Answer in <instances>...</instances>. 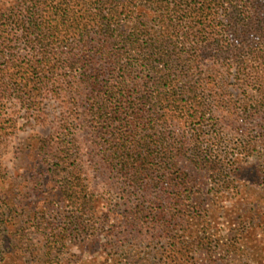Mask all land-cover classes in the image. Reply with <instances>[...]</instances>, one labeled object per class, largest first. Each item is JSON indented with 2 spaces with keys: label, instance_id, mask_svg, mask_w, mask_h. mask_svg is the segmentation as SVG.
Returning <instances> with one entry per match:
<instances>
[{
  "label": "trees",
  "instance_id": "16d2710c",
  "mask_svg": "<svg viewBox=\"0 0 264 264\" xmlns=\"http://www.w3.org/2000/svg\"><path fill=\"white\" fill-rule=\"evenodd\" d=\"M144 1V14L154 10L155 18L139 17L133 0H14L0 10V122L11 96L31 111L35 90L50 87L59 95L64 68L75 105L66 102L65 116L89 118L99 169L114 172L127 192L152 185L156 195L186 186L179 161L188 148L197 154L194 164L214 172L217 160L202 155L200 133L175 139L169 126L175 117L204 118L205 60L236 63L245 73L248 60L264 59V0ZM21 44L32 52L22 62L15 59ZM6 56L14 58L3 61ZM137 71L150 78L139 80ZM252 77L260 79L258 72ZM63 126L55 139L35 136L34 142L53 186L72 213H82L91 199L80 186L78 147ZM7 128L0 123V134ZM175 208L185 213L190 205ZM93 213L87 221L77 215V232H99Z\"/></svg>",
  "mask_w": 264,
  "mask_h": 264
},
{
  "label": "rangeland",
  "instance_id": "374dc122",
  "mask_svg": "<svg viewBox=\"0 0 264 264\" xmlns=\"http://www.w3.org/2000/svg\"><path fill=\"white\" fill-rule=\"evenodd\" d=\"M133 1L139 17L155 18L154 10L144 14V0ZM13 3L0 0V10ZM31 54L21 44L15 59ZM248 63L245 73L228 61L202 63L205 116L175 117L169 130L175 139L200 133L202 155L217 164L214 172L194 164L197 154L188 148L179 161L186 186L156 195L152 185L127 192L114 172L99 169L89 118L65 116L66 102L75 106L66 69L59 70V95L50 87L35 90V110L11 96L0 122L8 126L0 134V264H264V59ZM65 122L82 160L80 186L91 199L82 213H72L53 186L34 142L55 139ZM178 203L190 210L178 212ZM94 211L99 232H77V215L93 220Z\"/></svg>",
  "mask_w": 264,
  "mask_h": 264
}]
</instances>
